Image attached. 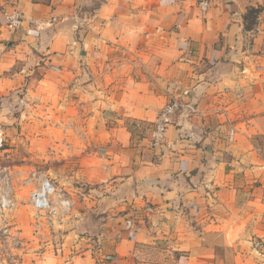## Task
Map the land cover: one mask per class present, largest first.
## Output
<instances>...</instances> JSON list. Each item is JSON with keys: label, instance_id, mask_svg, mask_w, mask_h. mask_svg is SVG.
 <instances>
[{"label": "crops", "instance_id": "1", "mask_svg": "<svg viewBox=\"0 0 264 264\" xmlns=\"http://www.w3.org/2000/svg\"><path fill=\"white\" fill-rule=\"evenodd\" d=\"M199 1L0 0V112L51 151L80 138L111 204L64 264H264V0ZM171 98L190 111L153 145L135 123Z\"/></svg>", "mask_w": 264, "mask_h": 264}, {"label": "rangeland", "instance_id": "2", "mask_svg": "<svg viewBox=\"0 0 264 264\" xmlns=\"http://www.w3.org/2000/svg\"><path fill=\"white\" fill-rule=\"evenodd\" d=\"M0 108L5 109L2 105ZM8 115L12 116L6 111L0 112V194L7 192L16 202L13 211L6 215L14 227L21 229L22 241L16 244L20 247L15 248V253L20 259L23 253H28L29 258L37 259L40 264H64L75 255H94L101 246L103 220L100 214L111 204L99 200L102 196L92 191L94 186L80 179V153L77 151L81 146L80 138L73 139V151L70 152V147H65L66 143L71 144L70 141L58 136L57 146L51 151L46 141L32 144L31 137L21 135L20 125L14 121L9 123L5 118ZM48 124L61 125L52 120H48ZM43 126L47 129L45 123ZM91 149L95 150L96 146ZM32 174L35 177L49 176L60 193L70 199V210L58 220L50 222L43 213L38 218L41 223L35 225L34 212L29 204L30 192L35 188ZM68 176L72 178L70 184L66 182ZM85 192L87 198L81 194Z\"/></svg>", "mask_w": 264, "mask_h": 264}, {"label": "built area", "instance_id": "3", "mask_svg": "<svg viewBox=\"0 0 264 264\" xmlns=\"http://www.w3.org/2000/svg\"><path fill=\"white\" fill-rule=\"evenodd\" d=\"M210 0H200L199 6L202 12L209 8ZM7 25L10 30L18 28L23 22L22 15L13 11L7 13ZM186 109V111H185ZM188 105L182 103L178 98H171L159 112L155 121L147 125L144 122H136L135 126L143 133L147 134L153 145L160 143L173 123L175 117L183 112L189 113ZM35 177V174H32ZM35 188L30 192L29 204L34 212L35 225H39L40 215L47 214V220L54 222L70 210L71 201L63 196L56 183L47 175H39L34 178ZM16 206L14 199L7 193L0 194V264H15L20 259V255L15 253L16 244L22 241L21 229L14 227L7 214Z\"/></svg>", "mask_w": 264, "mask_h": 264}]
</instances>
